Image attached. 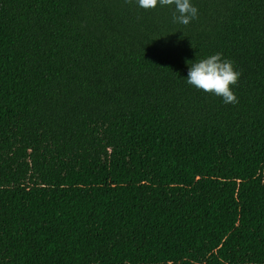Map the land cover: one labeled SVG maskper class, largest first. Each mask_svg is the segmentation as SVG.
Wrapping results in <instances>:
<instances>
[{
	"label": "trees",
	"instance_id": "16d2710c",
	"mask_svg": "<svg viewBox=\"0 0 264 264\" xmlns=\"http://www.w3.org/2000/svg\"><path fill=\"white\" fill-rule=\"evenodd\" d=\"M192 2L0 0V264H264V0Z\"/></svg>",
	"mask_w": 264,
	"mask_h": 264
},
{
	"label": "clouds",
	"instance_id": "9594fccd",
	"mask_svg": "<svg viewBox=\"0 0 264 264\" xmlns=\"http://www.w3.org/2000/svg\"><path fill=\"white\" fill-rule=\"evenodd\" d=\"M143 9L171 6L173 20L180 25H188L197 19V8L192 0H136ZM240 76L232 62L222 59L220 53L210 54L188 66L185 82L194 88L218 96L226 104L236 103V96L230 86H234Z\"/></svg>",
	"mask_w": 264,
	"mask_h": 264
}]
</instances>
